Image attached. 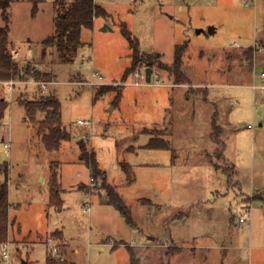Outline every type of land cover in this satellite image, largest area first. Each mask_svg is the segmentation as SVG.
<instances>
[{
  "label": "rangeland",
  "instance_id": "obj_1",
  "mask_svg": "<svg viewBox=\"0 0 264 264\" xmlns=\"http://www.w3.org/2000/svg\"><path fill=\"white\" fill-rule=\"evenodd\" d=\"M55 3L13 0L7 9L13 59L51 74L45 88L31 78L10 91L0 83L9 102L0 163L8 166L11 263L45 264L51 237L75 264H129L128 248L138 264H264V89L251 88L264 84V0H94L106 16L81 29L70 62L42 43L54 30ZM123 29L140 56L156 55L125 78ZM176 44L186 46L180 70L189 83L169 70ZM247 47L251 60L241 54ZM25 94L58 99L68 134L58 150L41 144L16 99ZM152 137L168 147H147ZM89 150L117 199L101 176L89 181ZM52 170L60 209L48 202Z\"/></svg>",
  "mask_w": 264,
  "mask_h": 264
},
{
  "label": "trees",
  "instance_id": "obj_2",
  "mask_svg": "<svg viewBox=\"0 0 264 264\" xmlns=\"http://www.w3.org/2000/svg\"><path fill=\"white\" fill-rule=\"evenodd\" d=\"M13 0H0V16L4 22L3 26H0V83L6 81H26L27 79H33L34 81L46 82L51 77L50 72L43 70L42 68H36L30 64L20 65L13 59L11 51L8 49V14L7 9ZM34 4L36 0H31ZM56 15L54 20L53 33L47 36L43 40L45 46L53 45L58 57L63 62H70L74 53L75 47L80 42V32L82 28H91L93 18L101 15L106 16L104 9L94 3V0H72L69 3H65L64 0H56ZM34 8V7H33ZM123 35L127 39L131 48V60L130 65L126 68L123 78L129 74L130 70L134 67L136 62L144 59L147 64L153 63V57L149 54L139 55L138 41L132 37L129 31L123 29ZM185 44H176L174 49V58L172 64L169 66V70L175 75L176 81L181 83H189L188 78L183 77L180 70L182 64V54L185 49ZM241 54L245 59L251 60L252 48L247 47L242 50ZM158 66H162L160 62ZM166 66H164L165 68ZM113 88L112 84H102L99 86V90L105 91ZM206 94V89L201 90ZM18 103L26 111L28 119L31 123L36 124L35 132L38 136L44 149L47 151L58 150L61 143L68 138V134L61 125L60 119V104L58 99L54 95L46 97H40L37 100L30 99L27 95H18L16 97ZM118 97L116 96L117 100ZM9 102L6 100L5 95L0 93V121L3 119L4 114L8 108ZM37 114L41 115V118L37 120ZM211 136L215 143H219L217 136L221 133V128L216 122V117H211ZM162 138H150L147 147L166 148L168 145L161 140ZM82 148V146H81ZM84 150V148H82ZM85 162L90 168V177L96 180L98 176L102 178V186L109 191V194L113 195L115 199V189L111 185L105 183V177L103 172L95 165L93 152L89 150L84 151L82 154ZM49 195L48 202L50 205L57 209H60L62 200L59 193V184L55 171H51L49 179ZM8 166L6 163H0V245L6 241L8 237V230L12 225V221L8 214ZM61 232L55 231L52 236L61 238ZM129 249V264H138V258L134 251ZM172 253V252H169ZM45 264H75L73 261H68L66 258L59 260L52 257L50 254L46 256Z\"/></svg>",
  "mask_w": 264,
  "mask_h": 264
},
{
  "label": "built area",
  "instance_id": "obj_3",
  "mask_svg": "<svg viewBox=\"0 0 264 264\" xmlns=\"http://www.w3.org/2000/svg\"><path fill=\"white\" fill-rule=\"evenodd\" d=\"M255 46V45H254ZM253 46V48H254ZM95 74H92V76H94ZM259 76L261 79L264 80V71H261L259 73ZM90 85H95V82L94 81H90L88 82ZM5 86H6V89L7 91H10L12 89V86L14 84V81L13 80H9V81H6L5 83ZM41 84V87L42 88H45V82H40ZM251 88L253 90L255 89H264V84L260 85V86H257L255 84H252L251 85ZM78 123H86V121H81V120H78ZM249 126V125H248ZM93 179L90 177L89 178V181L91 182ZM246 220H249V212L248 211H245L244 212V216L243 217H240L239 221L243 222V221H246ZM8 244L9 242H3L1 245H0V259L2 261V264H12L11 261H10V255H9V249H8ZM46 245L48 247V251H49V254L52 256V257H55L59 260H63L64 257L60 255V252H58L57 250L59 248L58 247V244H55L52 240L51 237L47 238L46 239Z\"/></svg>",
  "mask_w": 264,
  "mask_h": 264
},
{
  "label": "water",
  "instance_id": "obj_4",
  "mask_svg": "<svg viewBox=\"0 0 264 264\" xmlns=\"http://www.w3.org/2000/svg\"><path fill=\"white\" fill-rule=\"evenodd\" d=\"M213 27L212 26H209L208 27V32L209 33H213ZM150 74H151V68H149V67H146L145 68V81L146 82H149V80H150ZM21 264H27V262L26 261H21Z\"/></svg>",
  "mask_w": 264,
  "mask_h": 264
},
{
  "label": "crops",
  "instance_id": "obj_5",
  "mask_svg": "<svg viewBox=\"0 0 264 264\" xmlns=\"http://www.w3.org/2000/svg\"><path fill=\"white\" fill-rule=\"evenodd\" d=\"M262 80H263V79H262ZM3 86H5V84H4V83H3ZM5 87H6V86H5ZM5 87H4V88H5ZM261 90H263V89H261ZM85 191H86V190H85ZM56 231H57V230H56ZM57 232H58V231H57ZM60 232H61V231H60ZM60 236H61V238H60V239H62V238H63V236H62V232H61V235H60Z\"/></svg>",
  "mask_w": 264,
  "mask_h": 264
}]
</instances>
